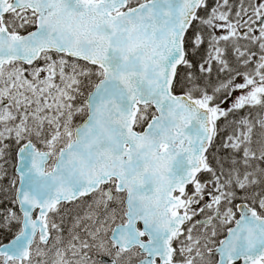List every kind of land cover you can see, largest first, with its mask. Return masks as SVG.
Segmentation results:
<instances>
[{
	"label": "snow or ice",
	"instance_id": "1",
	"mask_svg": "<svg viewBox=\"0 0 264 264\" xmlns=\"http://www.w3.org/2000/svg\"><path fill=\"white\" fill-rule=\"evenodd\" d=\"M0 264H264V0H0Z\"/></svg>",
	"mask_w": 264,
	"mask_h": 264
}]
</instances>
